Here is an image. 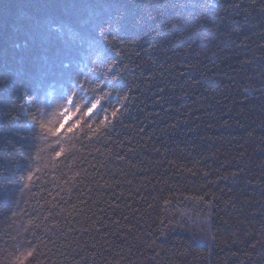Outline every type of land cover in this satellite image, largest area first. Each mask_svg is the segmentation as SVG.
I'll list each match as a JSON object with an SVG mask.
<instances>
[{
  "label": "trees",
  "instance_id": "obj_1",
  "mask_svg": "<svg viewBox=\"0 0 264 264\" xmlns=\"http://www.w3.org/2000/svg\"><path fill=\"white\" fill-rule=\"evenodd\" d=\"M37 2L72 0H0V73L36 96L25 111L65 102L67 81L55 78L64 64L85 89L103 76L109 111L125 93L131 103L115 132L92 136L85 127L64 139L66 158L54 159L39 152L43 142L27 146L33 126L19 105V121L5 115L19 94L0 90V164L20 167L6 172L14 180L41 169L11 202L0 196V260L31 241L41 264H264V0H82L102 9ZM116 3L128 18L145 6L162 13L128 28L135 43L120 57L121 82L108 78L103 47L81 30ZM169 17L180 27H164ZM67 48L79 55L62 56ZM77 91L85 102L93 95ZM22 144L32 159L20 157Z\"/></svg>",
  "mask_w": 264,
  "mask_h": 264
},
{
  "label": "snow or ice",
  "instance_id": "obj_2",
  "mask_svg": "<svg viewBox=\"0 0 264 264\" xmlns=\"http://www.w3.org/2000/svg\"><path fill=\"white\" fill-rule=\"evenodd\" d=\"M31 6L38 8L64 7L71 9H102L105 7V5L102 4L85 3L82 2V0H72L71 3H64L62 5L37 2ZM107 7L111 9V11L89 17L81 30L85 34L91 36L94 41L99 42L100 46L103 47L106 53L105 62H107V69L105 71H107L108 78L113 82H121L123 80V74L119 69L124 67V64L120 57L123 55L124 46L126 44L135 43V40H130L126 35L128 28L135 26H150L151 23L159 21L162 13L160 11L153 13L151 11L152 6H145V10L142 14L128 18L127 5L116 3L108 4ZM159 7H167V5H160ZM173 7L180 6L173 5ZM181 23L182 21L174 17H169L164 27L169 29L179 28ZM200 27V25H197L193 31H198ZM181 38L188 39L189 36L188 34L177 36V39ZM194 45L195 40H192L185 48V52H191ZM154 47H158V45H147L144 51H152ZM61 55L68 57L78 56L79 51L74 48L62 49ZM137 55H140L139 50ZM173 67H175V65H173ZM64 69H67V71L62 69L56 74L55 78L67 81V87L69 89L68 95L64 98L65 102L63 104H57L55 109L47 113L46 110L39 105L36 106L35 112H33L31 108L25 111L27 105L36 104V96H34L32 92L24 89L23 80L13 85L11 83L12 77L7 71L0 73V90L11 91L13 95L19 94L15 101H10L11 107L5 115L12 120L19 121L21 119L19 114L15 116L12 115V112L15 111L17 105H19V111L24 113L27 121L31 123L33 129H35V131L29 129V132L32 133L31 138L28 136L22 137L26 141L27 146H32L34 141L43 142L41 145H38L39 152L51 150L50 154L54 159L60 157L66 158V153L69 152V149L63 146L64 139H72L85 127H87L88 132L91 133L92 136L104 133L110 135L115 132L116 123L120 122L122 125L121 117L124 116L125 110L128 109L131 103L130 95L125 93L118 98L119 106H114L111 108V111H109V109L105 107V103L110 100L113 93L104 90L109 87V85L105 82L103 76L97 77L94 88L85 89L84 85L81 84L79 80L81 73L78 70L70 68L68 64H64ZM92 71L95 72L96 69L93 68ZM41 72L43 73L41 83H44L49 77L46 69H41ZM150 79L152 78L149 77V80ZM101 85L103 86L101 87ZM77 88H79L80 92L91 91L93 95L85 102V97L79 95ZM157 91L163 93L165 89L160 87ZM120 92H125L124 86H120ZM21 99L25 101V103H20ZM163 100V96L156 97V102L161 103L162 106ZM101 112L104 113L103 117L98 122H94L93 118ZM140 130L143 131V128ZM92 136H89V139H92ZM17 151L20 153L21 158L26 156L28 159H32L31 154L27 153L24 144L20 145ZM36 158L39 159V155H37ZM8 160L11 164H16V161L12 159L11 156L8 157ZM21 171L18 165L13 171L11 168H6L3 164H0V196L8 197L9 202L14 200V196L10 195L13 189L23 190L20 188L21 183H23V188H28L29 185L35 186L34 178L38 179L36 174L39 173L41 169L36 168L35 171H33L29 168L26 174H21L19 178L15 180L6 175V172H11L12 176H15L16 172ZM11 214L12 216L17 215L16 212H12ZM252 247L255 248V245ZM40 255L41 253L39 252L38 246L28 241L27 247L21 245L19 248H14L3 260H0V264H41L39 259Z\"/></svg>",
  "mask_w": 264,
  "mask_h": 264
}]
</instances>
